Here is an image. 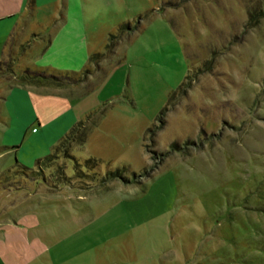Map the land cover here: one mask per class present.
<instances>
[{"label": "rangeland", "instance_id": "1", "mask_svg": "<svg viewBox=\"0 0 264 264\" xmlns=\"http://www.w3.org/2000/svg\"><path fill=\"white\" fill-rule=\"evenodd\" d=\"M22 39L0 89L79 74L51 138L89 134L0 193V264H264V0H30Z\"/></svg>", "mask_w": 264, "mask_h": 264}, {"label": "crops", "instance_id": "2", "mask_svg": "<svg viewBox=\"0 0 264 264\" xmlns=\"http://www.w3.org/2000/svg\"><path fill=\"white\" fill-rule=\"evenodd\" d=\"M29 10L30 0H0V62L11 54L17 55L22 48V36ZM7 83L8 81L4 82L0 89L2 90L0 103L6 107V111L1 112L0 121L7 129L5 136L10 135L16 142L8 141L7 144L10 147H5L1 152L16 150L19 158H15L14 166L6 171V175H4V170H0V179L11 178L16 180V183L17 181H22V183L20 187L10 189L5 188V185H0V193L19 194L30 189L28 180L31 178L37 180L42 177V171L32 173L34 172L32 166L49 156L44 151L47 142L50 141V144L55 146L59 144L58 139L51 138V136L61 126L62 120L66 119L70 100L62 95L65 92L49 93L44 90L46 87L22 86L18 83L8 85ZM77 87L79 86L72 85L61 89H77ZM64 116L65 119H63ZM25 124L26 127H24ZM31 128H33L32 134L29 135ZM14 129H21V132L18 133ZM23 129L24 132H22Z\"/></svg>", "mask_w": 264, "mask_h": 264}, {"label": "trees", "instance_id": "3", "mask_svg": "<svg viewBox=\"0 0 264 264\" xmlns=\"http://www.w3.org/2000/svg\"><path fill=\"white\" fill-rule=\"evenodd\" d=\"M125 29V27H121L120 32H122ZM117 35H111L110 37V44L106 46L107 49L111 47L113 42L116 40ZM103 54H94L90 57L91 62H95L98 60ZM4 64V62H0V68ZM88 71V70H87ZM87 71H85L87 73ZM84 72V73H85ZM79 74H48L46 71H32L30 69H26L21 72L19 75V81L18 84L24 86V85H32V86H39V87H55V88H62L66 86H72L77 85L78 83H81L83 81L78 79ZM186 84H184L180 89H183V87ZM86 128L85 121L78 122L71 131L66 135L65 138H63L58 147L57 150L63 149L67 144L70 142H75L77 139H79V143H85L88 137L87 132H84L82 134L81 132ZM82 134V135H81ZM78 137V138H77ZM54 160L53 156H47L43 160H40L38 163L39 165L42 164H48L50 165L51 162ZM89 162H93L95 165L98 163L97 160H90ZM94 165V166H95ZM36 173V172H32ZM111 178H122V174L120 171H117L116 173H111ZM125 182L130 183L129 181L125 180Z\"/></svg>", "mask_w": 264, "mask_h": 264}, {"label": "built area", "instance_id": "4", "mask_svg": "<svg viewBox=\"0 0 264 264\" xmlns=\"http://www.w3.org/2000/svg\"><path fill=\"white\" fill-rule=\"evenodd\" d=\"M36 131V130H35Z\"/></svg>", "mask_w": 264, "mask_h": 264}]
</instances>
